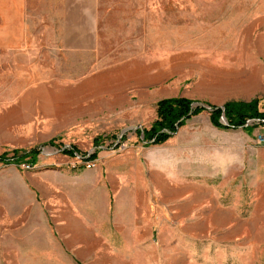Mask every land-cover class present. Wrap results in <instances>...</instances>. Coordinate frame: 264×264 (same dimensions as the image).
<instances>
[{"label": "rangeland", "instance_id": "rangeland-1", "mask_svg": "<svg viewBox=\"0 0 264 264\" xmlns=\"http://www.w3.org/2000/svg\"><path fill=\"white\" fill-rule=\"evenodd\" d=\"M32 36L0 49V155L38 149L0 162V264H264V123L134 133L164 97L264 112V0H97L91 48Z\"/></svg>", "mask_w": 264, "mask_h": 264}, {"label": "crops", "instance_id": "crops-1", "mask_svg": "<svg viewBox=\"0 0 264 264\" xmlns=\"http://www.w3.org/2000/svg\"><path fill=\"white\" fill-rule=\"evenodd\" d=\"M96 6L97 0H0V49H15L30 39L38 40L29 37L34 28L40 41L57 42L67 50L91 48ZM10 236L15 241V236ZM18 254L26 264L27 246Z\"/></svg>", "mask_w": 264, "mask_h": 264}, {"label": "trees", "instance_id": "trees-1", "mask_svg": "<svg viewBox=\"0 0 264 264\" xmlns=\"http://www.w3.org/2000/svg\"><path fill=\"white\" fill-rule=\"evenodd\" d=\"M193 100L184 96H172L160 98L155 102L154 118L147 127L141 129V141H145L144 145L161 144L166 139L171 137L178 127L182 126L185 120L191 116L199 114L201 111H207L208 121L210 125L219 130L240 128L246 133H250L253 125H248V121L257 120L264 123V112L257 108V99L251 98L247 101L241 100H227L222 103V109L217 105L207 104L209 109L202 106H193ZM225 118L226 124L220 121V116ZM135 135L139 137L140 129L134 131ZM100 136L93 139L96 145L99 142ZM51 143V141H49ZM18 150H13L10 158L6 157V153L0 155V162L3 163H18L17 161L28 156L27 164L33 165L32 160L36 159L38 149L33 147L27 151H22L17 154ZM67 156H74L79 151L75 146L70 145L68 148L61 150ZM97 150L89 154L85 160H93L96 158ZM12 160V161H11Z\"/></svg>", "mask_w": 264, "mask_h": 264}, {"label": "water", "instance_id": "water-1", "mask_svg": "<svg viewBox=\"0 0 264 264\" xmlns=\"http://www.w3.org/2000/svg\"><path fill=\"white\" fill-rule=\"evenodd\" d=\"M192 105L193 106H196V105H198V106H202V107H205L206 109H209V107L207 106V105H204L203 103H201V102H198V101H194L193 103H192ZM220 109H222V105H220V106H218ZM220 121L223 123V124H226V121H225V118L221 115L220 116ZM130 129H132L131 127H129ZM128 128V129H129ZM135 129H136V127H134ZM133 128V129H134ZM125 130H127V128L126 129H123V132L125 131ZM139 136H140V138H142V133H140L139 134Z\"/></svg>", "mask_w": 264, "mask_h": 264}]
</instances>
